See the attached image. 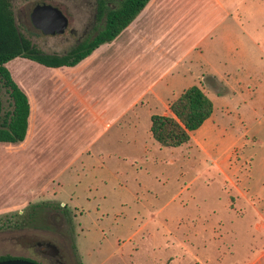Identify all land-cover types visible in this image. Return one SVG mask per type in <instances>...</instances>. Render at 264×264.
Segmentation results:
<instances>
[{
	"label": "rangeland",
	"instance_id": "1",
	"mask_svg": "<svg viewBox=\"0 0 264 264\" xmlns=\"http://www.w3.org/2000/svg\"><path fill=\"white\" fill-rule=\"evenodd\" d=\"M43 2L67 16L63 33L44 34L32 25L30 13ZM159 5L152 25L163 34L181 25L179 33H185L175 41V51L191 47L175 69L190 68L183 85L193 83L202 69L228 73L234 88L244 82L264 89V0H159ZM10 6L22 35L47 53H66L91 37L104 19L97 16L95 0H10ZM6 67L15 77L34 78V72L45 70L22 57ZM224 93L217 96L220 101L210 96L215 111L222 96L230 98ZM0 98L4 110L10 108L4 88ZM147 99L109 129L69 113L54 152L39 160L27 153L11 166L6 153L11 148L0 143V191H13L16 179L19 190L45 186L33 202L11 191L7 195V205L0 207V256L42 261L37 242L47 240L64 254L68 247L74 264H245L255 255L262 240L251 217H238L240 194L234 184L241 176L229 173L238 153L229 157L228 122L218 128L220 134L213 130L211 145L192 139L163 147L150 134L149 116L168 114L169 105Z\"/></svg>",
	"mask_w": 264,
	"mask_h": 264
},
{
	"label": "crops",
	"instance_id": "2",
	"mask_svg": "<svg viewBox=\"0 0 264 264\" xmlns=\"http://www.w3.org/2000/svg\"><path fill=\"white\" fill-rule=\"evenodd\" d=\"M158 3L159 0H149L135 19L111 42L99 45L73 66L43 65L45 70L34 72V78L29 74H17L15 77L10 72L27 95L30 112L25 139L16 143H0L11 148V151L6 152L9 159L13 160L11 166H16L27 153H31L29 156L32 161L39 160L43 154L51 155L50 152H54L53 143L64 136L69 113L73 111L81 118L85 116L101 121L104 128L109 129L116 127L122 115L145 97L150 104L155 101L163 104L168 102L169 105L188 86L199 84L203 74H214L230 98L222 96L223 104L220 102L218 111H215V103L211 99L212 114L191 132L190 140H195L200 146L202 144L198 139L211 145L214 143L211 137L213 130L220 134L218 128L228 122L229 157L233 151L238 153L236 162L229 167V173L241 176L239 183L234 184L236 193L240 194L237 203H240L241 214L238 217H251L252 229L262 240L255 255L249 257L245 264H264V89L245 85L244 82H238L234 88L229 85L228 73L203 72L202 69L193 83L183 85L184 76L191 70L188 67L175 69L185 63L191 47L175 51V41L185 33H179L181 25H176L170 34H163L160 32L163 28L156 29L152 25V21L159 18ZM204 92L209 98L223 94L207 92V89ZM217 100L220 101L221 97ZM54 121L62 127H58ZM18 182L19 179H16L15 184H12L13 191L11 188L9 190L17 198L30 202L37 200L45 187L30 186L19 190L15 188ZM10 191H0V207L7 205Z\"/></svg>",
	"mask_w": 264,
	"mask_h": 264
},
{
	"label": "trees",
	"instance_id": "3",
	"mask_svg": "<svg viewBox=\"0 0 264 264\" xmlns=\"http://www.w3.org/2000/svg\"><path fill=\"white\" fill-rule=\"evenodd\" d=\"M97 16L103 23L89 38L77 43L66 53H47L22 35L15 22L10 0H0V91L6 90L10 108L4 110L0 98V142L23 141L27 133L30 106L27 95L13 79L6 63L24 57L49 67L73 66L88 56L96 47L111 42L142 11L149 0H95ZM200 84L218 93L225 88L214 74H203ZM201 85L192 84L170 104L168 114L150 115L149 131L163 147H179L190 141L191 132L210 117L213 102ZM16 256H0V259Z\"/></svg>",
	"mask_w": 264,
	"mask_h": 264
},
{
	"label": "water",
	"instance_id": "4",
	"mask_svg": "<svg viewBox=\"0 0 264 264\" xmlns=\"http://www.w3.org/2000/svg\"><path fill=\"white\" fill-rule=\"evenodd\" d=\"M32 25L44 34H61L68 26V18L60 8L50 3H37L31 13ZM0 264H38L26 258L0 259Z\"/></svg>",
	"mask_w": 264,
	"mask_h": 264
},
{
	"label": "flooded vegetation",
	"instance_id": "5",
	"mask_svg": "<svg viewBox=\"0 0 264 264\" xmlns=\"http://www.w3.org/2000/svg\"><path fill=\"white\" fill-rule=\"evenodd\" d=\"M61 241L66 244L67 247V243L63 237L61 238ZM37 246L39 254L44 257L42 261L29 257L16 256V258H26L33 260L38 264H66L67 261L70 264H74L72 257L69 254L68 247L66 249V254H64L62 253L60 246L50 240L37 242Z\"/></svg>",
	"mask_w": 264,
	"mask_h": 264
}]
</instances>
